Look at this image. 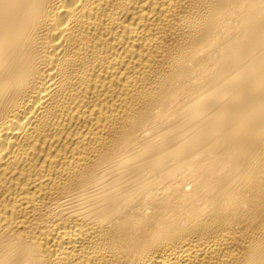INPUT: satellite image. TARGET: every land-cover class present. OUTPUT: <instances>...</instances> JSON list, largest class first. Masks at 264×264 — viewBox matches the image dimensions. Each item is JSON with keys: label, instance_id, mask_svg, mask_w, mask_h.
Masks as SVG:
<instances>
[{"label": "bare ground", "instance_id": "1", "mask_svg": "<svg viewBox=\"0 0 264 264\" xmlns=\"http://www.w3.org/2000/svg\"><path fill=\"white\" fill-rule=\"evenodd\" d=\"M0 264H264V0H0Z\"/></svg>", "mask_w": 264, "mask_h": 264}]
</instances>
